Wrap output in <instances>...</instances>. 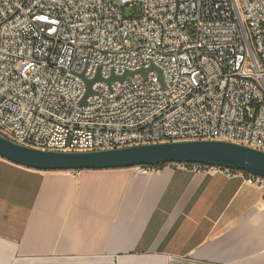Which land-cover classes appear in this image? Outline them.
Instances as JSON below:
<instances>
[{
    "label": "built area",
    "instance_id": "built-area-1",
    "mask_svg": "<svg viewBox=\"0 0 264 264\" xmlns=\"http://www.w3.org/2000/svg\"><path fill=\"white\" fill-rule=\"evenodd\" d=\"M151 66L163 86L153 70L104 81ZM0 98V136L41 151L211 140L264 152V0H0Z\"/></svg>",
    "mask_w": 264,
    "mask_h": 264
},
{
    "label": "crops",
    "instance_id": "crops-1",
    "mask_svg": "<svg viewBox=\"0 0 264 264\" xmlns=\"http://www.w3.org/2000/svg\"><path fill=\"white\" fill-rule=\"evenodd\" d=\"M263 199L182 165L75 175L0 159V264H264Z\"/></svg>",
    "mask_w": 264,
    "mask_h": 264
},
{
    "label": "water",
    "instance_id": "water-1",
    "mask_svg": "<svg viewBox=\"0 0 264 264\" xmlns=\"http://www.w3.org/2000/svg\"><path fill=\"white\" fill-rule=\"evenodd\" d=\"M155 71L163 86L162 72L151 66L137 72H125L122 76L111 75L104 80L124 81L136 74L146 78ZM83 78V74L80 75ZM103 81L100 70L93 80L86 81V93L81 102L85 104L92 94V85ZM0 159L15 165L42 172H74L134 169L164 165H206L238 170L264 179V152L224 141H188L146 144L92 152L41 151L16 144L0 136Z\"/></svg>",
    "mask_w": 264,
    "mask_h": 264
},
{
    "label": "rangeland",
    "instance_id": "rangeland-1",
    "mask_svg": "<svg viewBox=\"0 0 264 264\" xmlns=\"http://www.w3.org/2000/svg\"><path fill=\"white\" fill-rule=\"evenodd\" d=\"M129 14H130V10L129 9H126V15H129Z\"/></svg>",
    "mask_w": 264,
    "mask_h": 264
},
{
    "label": "trees",
    "instance_id": "trees-1",
    "mask_svg": "<svg viewBox=\"0 0 264 264\" xmlns=\"http://www.w3.org/2000/svg\"><path fill=\"white\" fill-rule=\"evenodd\" d=\"M188 165H189V164H188ZM164 166H166V165H164ZM164 166H157V168H159V169H160V168H162V167H164Z\"/></svg>",
    "mask_w": 264,
    "mask_h": 264
}]
</instances>
